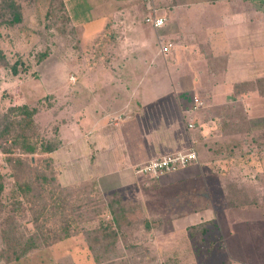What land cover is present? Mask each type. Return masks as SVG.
I'll return each mask as SVG.
<instances>
[{"label": "rangeland", "instance_id": "374dc122", "mask_svg": "<svg viewBox=\"0 0 264 264\" xmlns=\"http://www.w3.org/2000/svg\"><path fill=\"white\" fill-rule=\"evenodd\" d=\"M2 1L12 6L0 17V51L8 63L7 69L0 67V112L17 105L35 109L41 138L57 139L64 148L32 156V168L40 171L42 160L50 158L51 170L41 171L47 182H32L34 176L27 174L14 179L0 152L5 207L0 231L13 211L18 234L40 238L37 248L11 263L5 262L10 254H2L6 247L0 241V264H102L91 257L86 239L97 218H109L104 205L114 198L125 210L115 252L132 254L130 264H264V120L257 113L252 114L250 128L240 122L239 105L236 110L209 109L203 136L190 133L187 148L196 153V160L178 187L137 175L134 186L103 190L98 182L107 176L97 179L89 174L93 168L88 154L77 142L74 122L83 120L74 106L77 86L84 89L95 76L109 71L110 58L120 56V51L130 60L143 48L147 57L150 47H159L165 26L154 30L145 18L148 4L163 15L166 0H61L68 23L59 28L52 27L48 15L51 0ZM12 8L17 22H11ZM130 21L135 33L125 29ZM44 53L46 58L39 61ZM167 53H161L162 59ZM24 180L32 187L27 199L12 194L15 182ZM52 192L59 205L46 206ZM16 201L22 203L19 213L13 210ZM196 222L203 227L198 224L191 237L185 226ZM66 228L69 236L61 238ZM127 245L131 251L124 250ZM109 261L105 264H126L121 257Z\"/></svg>", "mask_w": 264, "mask_h": 264}, {"label": "crops", "instance_id": "0c3cea01", "mask_svg": "<svg viewBox=\"0 0 264 264\" xmlns=\"http://www.w3.org/2000/svg\"><path fill=\"white\" fill-rule=\"evenodd\" d=\"M150 6L165 19V38L159 43L171 48L163 59L160 45L150 47L147 57L143 48L130 60L120 51L110 58L109 71L84 89L78 85L74 94L75 111L83 114L82 122H74L77 142L88 154L89 174L107 176L98 182L103 190L134 186L138 165L190 151V133L203 136L209 109L239 105L244 127H252L253 113L264 120V0H166L163 15ZM125 29L135 33V23ZM194 98L200 102L196 109ZM192 163L149 178L178 187ZM198 224L185 226L189 236Z\"/></svg>", "mask_w": 264, "mask_h": 264}, {"label": "trees", "instance_id": "16d2710c", "mask_svg": "<svg viewBox=\"0 0 264 264\" xmlns=\"http://www.w3.org/2000/svg\"><path fill=\"white\" fill-rule=\"evenodd\" d=\"M190 2L193 0H185ZM10 4L2 1L0 4V17L4 15L3 12L6 10H11ZM12 21L17 22L19 20L18 14L15 13V8H12ZM48 15L51 18L52 27H61L65 26L68 23L65 7L61 0H51L49 4ZM46 58V53L40 55L39 61ZM0 67L7 69L8 63L5 57L0 51ZM259 84V81H256V84ZM259 88V86L257 85ZM35 109H30L26 105H17L9 106L4 112H0V152L5 155L4 163L5 167L9 169L10 176L19 180L22 175L27 174L36 182L38 179L41 182H47L44 173H41L42 170L50 171L51 160L49 157H46L42 160L41 171L32 168V163L34 162L33 155L36 154H48L52 153L60 146V142L57 139L43 140L39 134L38 127L34 121V115L36 114ZM239 129H237L238 131ZM31 156V157H27ZM51 174V172H50ZM3 179L4 176L0 172V214L4 211V205L1 200V194L3 193ZM16 192L22 195L23 198L31 197L32 187L31 184L24 180L21 184L15 182L14 189L12 194L15 195ZM69 193L65 192L64 196H68ZM63 196V197H64ZM40 197H37L38 199ZM62 200V197L59 196ZM49 202L44 203L46 206H49L50 203L53 205H59V199L52 192L48 195ZM62 207H66L64 203H61ZM22 203L16 201L13 210L19 213ZM236 205V204H235ZM104 208L107 209L109 213V218L101 219L97 218L96 223L93 227H89L90 232L88 231L87 249L91 254V257L94 261L98 263L105 264L109 260H114L116 257H121L123 261H126V264L133 262L134 257L132 254L120 253L118 255L115 252L116 242L119 239L118 231L121 228L120 219L122 215L125 214L124 207L117 198H114L113 201L108 202L104 205ZM4 218V229L0 231L2 245L6 247L5 251L2 253L4 256L7 252L10 256L6 257L5 262L11 263L13 261H18L24 256H26L30 251L37 248L40 238L37 235H34V238H26L18 234L19 225L16 222V216L13 214V211ZM200 228L203 225L199 226ZM198 226L191 227L189 229L191 237L197 233ZM65 230V228H64ZM66 233H64L61 238H66L69 236L68 228H66ZM70 231V230H69ZM199 233H203L201 230ZM56 237V240L58 238ZM132 247L125 246L124 250L131 251ZM142 257V256H141ZM140 257V259H141ZM2 258V257H1ZM139 259V260H140ZM110 262V261H109Z\"/></svg>", "mask_w": 264, "mask_h": 264}, {"label": "built area", "instance_id": "2783aa9c", "mask_svg": "<svg viewBox=\"0 0 264 264\" xmlns=\"http://www.w3.org/2000/svg\"><path fill=\"white\" fill-rule=\"evenodd\" d=\"M145 22L148 23L152 28L159 29L164 23V17H157L155 11L152 10L145 18ZM171 47L170 43L160 45V53L165 54ZM200 105L197 99H193V108L196 109ZM188 127H192L189 125ZM196 160V153L194 151H187L182 153L168 154L161 158L151 160L147 163L140 164L134 170L136 175H157L175 171L180 168H184L190 163Z\"/></svg>", "mask_w": 264, "mask_h": 264}]
</instances>
